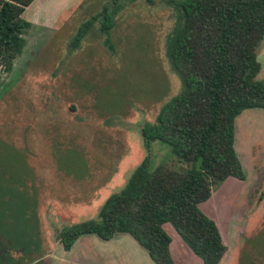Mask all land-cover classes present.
Listing matches in <instances>:
<instances>
[{
  "label": "rangeland",
  "instance_id": "rangeland-1",
  "mask_svg": "<svg viewBox=\"0 0 264 264\" xmlns=\"http://www.w3.org/2000/svg\"><path fill=\"white\" fill-rule=\"evenodd\" d=\"M180 1L46 0L34 12V0L25 9L36 23L12 70L0 68V264H155L128 234L82 235L69 251L58 237L97 218L147 155L151 170L186 166L140 134L182 88L166 55ZM256 54L264 80V38ZM234 149L245 180L227 178L199 207L227 246L219 264H264V109L236 116ZM164 228L174 264H202Z\"/></svg>",
  "mask_w": 264,
  "mask_h": 264
},
{
  "label": "trees",
  "instance_id": "trees-1",
  "mask_svg": "<svg viewBox=\"0 0 264 264\" xmlns=\"http://www.w3.org/2000/svg\"><path fill=\"white\" fill-rule=\"evenodd\" d=\"M32 2L0 0V68L5 72L22 53L24 33L31 27L22 13ZM176 10L166 55L182 88L154 123L141 127L140 134L147 149L152 141H161L186 166L160 164L151 170L147 155L121 189L105 198L97 218L60 233L65 251L82 235L108 241L124 233L155 264H174L167 223L202 264H219L227 251L216 222L199 204L227 178L245 180L234 149V119L245 109H264V80L256 78L261 68L256 50L264 38V0H182ZM91 23L79 29L76 41Z\"/></svg>",
  "mask_w": 264,
  "mask_h": 264
},
{
  "label": "crops",
  "instance_id": "crops-1",
  "mask_svg": "<svg viewBox=\"0 0 264 264\" xmlns=\"http://www.w3.org/2000/svg\"><path fill=\"white\" fill-rule=\"evenodd\" d=\"M33 1H34V0H33ZM53 1H56V0H49V2H50L49 7H51V6L54 5V4H53ZM34 3H35V4H34ZM34 3H33V5H34V6H33V11H34V12H37V11H39L41 8H43L44 6H47V5H48V4L46 3V0H35ZM27 7H29V6H27ZM27 7H26V8H27ZM26 8H25V9H26ZM24 11H25V10H24ZM24 11H23V13H24ZM23 13H22V17H23ZM33 17H34V13H33V15H32V18H33ZM35 18H36V15H35ZM35 18H34V19H29V22L31 23V26L34 25V24L36 23ZM55 18H56V20H57V19H61V20H62V19H63V12L61 11L60 14H59L58 16H56ZM27 21H28V20H27ZM30 28H31V27H30ZM30 28H29V29H30ZM29 29H28V30H29ZM24 46H25V44H24ZM12 68H13V66H12ZM11 70H12V69H11ZM11 70H10V71H11ZM10 71H8V72H10ZM245 177H246V175H245ZM209 199H210V198H209ZM209 199H208V200H209ZM205 202H206V201H205ZM203 212H204V211H203ZM204 213H205V212H204ZM205 214H206V213H205ZM211 219H212V218H211ZM217 226H218V225H217ZM226 252H227V251H226ZM224 255H225V254H224ZM222 259H223V258H222ZM222 259H221V261H222ZM221 261H220V262H221Z\"/></svg>",
  "mask_w": 264,
  "mask_h": 264
},
{
  "label": "water",
  "instance_id": "water-1",
  "mask_svg": "<svg viewBox=\"0 0 264 264\" xmlns=\"http://www.w3.org/2000/svg\"><path fill=\"white\" fill-rule=\"evenodd\" d=\"M202 156H200L199 158H198V160L196 161V169L197 170H199L200 169V167H201V163H202Z\"/></svg>",
  "mask_w": 264,
  "mask_h": 264
}]
</instances>
